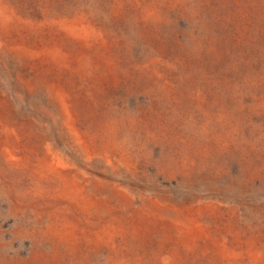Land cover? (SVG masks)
<instances>
[{
  "label": "rangeland",
  "instance_id": "1",
  "mask_svg": "<svg viewBox=\"0 0 264 264\" xmlns=\"http://www.w3.org/2000/svg\"><path fill=\"white\" fill-rule=\"evenodd\" d=\"M0 264H264V0H0Z\"/></svg>",
  "mask_w": 264,
  "mask_h": 264
}]
</instances>
